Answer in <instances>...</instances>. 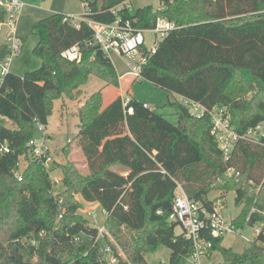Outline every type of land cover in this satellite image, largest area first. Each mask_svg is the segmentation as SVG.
<instances>
[{
    "label": "trees",
    "instance_id": "obj_1",
    "mask_svg": "<svg viewBox=\"0 0 264 264\" xmlns=\"http://www.w3.org/2000/svg\"><path fill=\"white\" fill-rule=\"evenodd\" d=\"M82 1L88 18L104 24L121 18L149 30L158 18L174 22L179 28L150 56L143 81L207 108L228 107L239 135L264 123V0H233L227 8L223 0H160L156 11L150 6L133 11L127 7L130 0ZM5 18L0 7V23ZM32 32L38 37L34 54L41 67L24 76L12 73L0 94V115L15 126L0 129L12 149L0 156V264H17L7 258V250L31 263L36 252V264H49L48 254L63 264H98L94 240L88 239L98 229L81 215L82 200L99 203L108 213L105 227L131 264H149L146 256L162 246L171 252L168 264H188L193 241L185 232L177 234L179 225L170 221L177 184L210 211L215 207L208 199L211 192H235L241 206L233 221L238 228L264 220L252 212L264 213V138L262 144L240 140L225 160L211 134V118L194 117L182 101L170 104L178 116L173 125L136 99H130L129 114L122 96L104 107L103 94H93L80 108L74 138L86 172L74 163L55 161L64 191L54 196L44 166L30 160L19 182L13 169L28 158L36 121L47 126L56 101L76 100L91 76L120 87L111 59L94 44L86 23L76 28L67 16L54 14L36 23ZM73 45L80 48V62L62 57ZM77 237L82 241L75 242ZM204 238L213 244L208 256L220 251L224 264H264V237L242 254L223 248L224 238L210 233Z\"/></svg>",
    "mask_w": 264,
    "mask_h": 264
},
{
    "label": "built area",
    "instance_id": "obj_2",
    "mask_svg": "<svg viewBox=\"0 0 264 264\" xmlns=\"http://www.w3.org/2000/svg\"><path fill=\"white\" fill-rule=\"evenodd\" d=\"M0 7L5 10L6 18L0 23V32L3 36V43L0 45V94L5 85V81L9 75L12 74V64L16 56L20 55L24 42L18 36V24L21 15L26 7V4L21 0H0ZM127 7L131 8L129 2ZM123 7H118L117 11H122ZM89 10L84 6V14L81 17H68L72 25L80 28L82 23H86L93 31L94 44L98 46L105 55L110 58L112 55H117L124 59V64L127 69L126 74L129 75L133 81H143L142 71L147 64L150 56L155 55L160 44L165 37L172 31L179 27L172 21L165 18H158L154 28L149 30L136 29L133 27L130 20L123 21L121 18L117 19L112 24H104L88 18ZM152 34L156 39L152 44V48L146 45V34ZM159 38V39H157ZM146 48V52L144 51ZM62 57L70 62H80L82 54L78 45H73L62 53ZM182 103L190 110V113L200 119L204 116H209L212 120L211 134L215 137L219 148L221 149L225 160L230 159L234 147L240 140L249 141L255 144H262L264 132L262 125L256 128H251L246 134L239 135L232 125V115L228 107H213L206 106L183 98ZM130 98L123 97L124 108L129 114L133 113L132 108H127ZM146 108L154 110L150 105L145 104ZM8 119L0 115V129L5 127V122ZM36 135L27 144L28 158L22 157L13 169V174L19 182L23 181L24 174L30 165V160L40 162L53 185L54 196L60 195L64 190L61 187V179L56 175L54 169L55 159L51 149V136L47 132V126L40 121H36ZM12 152L10 143L0 136V156L10 154ZM230 175L234 173L233 169L228 171ZM239 175V174H238ZM62 201H60V204ZM222 204L221 200L217 204ZM210 211L201 203L191 200L186 194L183 186L177 184L175 192V200L170 214V221L180 225L185 232L188 239L193 241L194 252L191 260L194 264H200L203 258H209V252L213 247L212 242L204 238V233H210L215 238L239 237L248 242L246 232L252 229L255 239L250 243H254L260 237H264V220L247 225L245 229L238 228L234 225V219L227 221L217 205ZM63 210V209H62ZM258 212L264 218V213ZM161 214V212H158ZM108 216V213H106ZM63 213L60 214L59 219H62ZM250 217L247 219L249 223ZM44 236V232L40 234ZM88 239L94 240L93 248L97 249L98 264H131L122 248L111 236L109 231L104 226L98 229L95 237ZM75 242H81L82 239L77 237ZM36 244V242H33ZM38 260L37 253L34 254V262ZM162 264H166L162 262Z\"/></svg>",
    "mask_w": 264,
    "mask_h": 264
},
{
    "label": "rangeland",
    "instance_id": "obj_3",
    "mask_svg": "<svg viewBox=\"0 0 264 264\" xmlns=\"http://www.w3.org/2000/svg\"><path fill=\"white\" fill-rule=\"evenodd\" d=\"M26 7L21 15L18 24V36L24 40L23 50L20 55L16 56L12 64V73L17 76H24L26 73L38 70L42 61L35 56L34 49L38 44V37L32 32L33 26L41 20H44L54 14H62L67 17H81L84 14V5L82 0H22ZM225 7L233 0H223ZM131 10L135 11L143 7H152L154 11L161 7L160 0H130ZM55 9L54 12H49ZM156 38L148 33L146 34V45L152 48V44ZM159 39V38H157ZM119 77H122L127 69L124 59L117 55L110 57ZM128 83L123 82V86L127 87ZM129 93H125V98H134L140 102H147L158 113L162 114L171 124L178 125V116L175 108L170 105L180 102L181 97L169 94L162 88L150 83L149 81H137L129 87ZM81 95L76 100L60 99L55 102L52 115L49 118L47 132L51 136V149L55 161L61 165L74 163L83 174L87 170V164L81 150L77 147L74 138L79 131V111L82 105L96 93L103 94V105L107 106L113 99L115 93L120 87L114 88L106 82L100 80L96 76H91L86 85L81 87ZM251 96V94H249ZM84 103V104H83ZM7 128L13 129L15 126L8 120L5 122ZM262 131L264 132V123H262ZM70 144V148L68 145ZM69 149L66 152V149ZM125 173V172H122ZM56 175L62 178V172L57 169ZM126 175V174H125ZM236 176H239L238 174ZM79 198V197H77ZM81 199V198H80ZM208 199L218 207L222 216L227 220L234 219L241 211V206L236 204V193H221L213 191L209 194ZM221 200L222 204H217ZM82 200V199H81ZM83 209L80 211L96 229L103 228L107 219L106 212L99 203H88L82 200ZM177 234L183 233V228L179 225L176 228ZM246 238L251 242L255 239L252 229L246 232ZM239 237H227L222 243V247L230 249L234 253L242 254L247 251L251 243ZM170 250L164 246L160 247L155 253L146 256L149 264H168L170 258ZM127 257V256H126ZM226 259L220 251H216L211 257L203 258L200 264H224ZM188 264H194L192 260Z\"/></svg>",
    "mask_w": 264,
    "mask_h": 264
},
{
    "label": "crops",
    "instance_id": "obj_4",
    "mask_svg": "<svg viewBox=\"0 0 264 264\" xmlns=\"http://www.w3.org/2000/svg\"><path fill=\"white\" fill-rule=\"evenodd\" d=\"M22 1V0H21ZM83 2V1H82ZM25 3V2H24ZM83 5H84V3H83ZM55 11V9H51L49 12H54ZM23 40V39H22ZM23 42H24V40H23ZM3 43V36H2V33L0 32V45ZM123 82H127L128 83V85H127V87H125V86H123ZM135 81H133V79L129 76V75H127L126 73L122 76V77H119V84H120V90H118L116 93H115V95L113 96V99L115 98V97H117L118 95H120V96H122V98L125 96L124 94L125 93H129V91H130V89H129V87H131L132 86V84L134 83ZM170 94V93H169ZM175 97H176V95H174ZM179 97V96H178ZM125 98V97H124ZM112 99V100H113ZM131 99H134V98H131ZM111 100V101H112ZM110 101V102H111ZM143 103H146V104H148L149 105V103H147V102H143ZM84 104V103H83ZM83 106V105H82Z\"/></svg>",
    "mask_w": 264,
    "mask_h": 264
},
{
    "label": "water",
    "instance_id": "obj_5",
    "mask_svg": "<svg viewBox=\"0 0 264 264\" xmlns=\"http://www.w3.org/2000/svg\"><path fill=\"white\" fill-rule=\"evenodd\" d=\"M7 258L14 259L17 262V264H35L31 262H25L22 256L15 251L7 250ZM47 261L49 262V264H63L57 258H55L50 254L47 255Z\"/></svg>",
    "mask_w": 264,
    "mask_h": 264
}]
</instances>
